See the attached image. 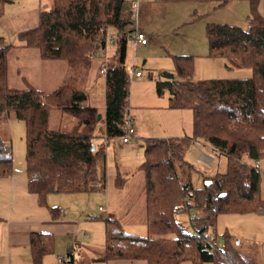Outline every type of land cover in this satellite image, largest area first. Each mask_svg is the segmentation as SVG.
<instances>
[{
  "label": "trees",
  "instance_id": "obj_1",
  "mask_svg": "<svg viewBox=\"0 0 264 264\" xmlns=\"http://www.w3.org/2000/svg\"><path fill=\"white\" fill-rule=\"evenodd\" d=\"M126 1L52 0L50 8L40 11L38 24L20 33L23 46L37 49L40 58L62 60L67 65L68 74L49 91L8 85L9 45L0 36V119L13 112L25 122L27 188L40 203L45 202L48 193H89L105 188V144L122 134L124 111L129 106L125 59L131 31L126 29L129 21L121 17ZM246 1L250 5L247 28L209 24L207 42L209 56L224 58L227 67L249 68L250 76L194 82L188 78L189 55L174 59L176 76L170 71L160 73L156 93L168 91L169 108L191 110L192 135L169 143L163 138L147 141L144 161L138 166L146 197V234L127 232L119 220L107 215L104 250L95 258L97 261L254 264L233 247L227 236L216 249H210L206 240L211 237L218 214L264 208L259 197L260 173L242 159L255 160L264 155V14L258 10L259 0ZM6 2L0 0V16ZM110 32L114 33L115 51L106 64L105 108L100 112L89 104L84 86L91 66L90 53L105 46V35ZM52 109L75 120L66 129L52 128ZM96 130L107 138L105 144L94 141ZM196 137L208 141L216 154L227 159L226 170L207 176L200 188L192 186L193 168L184 159L187 143ZM11 160V145L0 135V175L10 173ZM114 180L120 186L124 179L116 174ZM182 206L198 214L190 217L191 230L175 217ZM50 213L57 217L59 208L50 207ZM53 244L52 233L32 232L31 264H41Z\"/></svg>",
  "mask_w": 264,
  "mask_h": 264
},
{
  "label": "rangeland",
  "instance_id": "obj_2",
  "mask_svg": "<svg viewBox=\"0 0 264 264\" xmlns=\"http://www.w3.org/2000/svg\"><path fill=\"white\" fill-rule=\"evenodd\" d=\"M132 1L134 0H127L121 11V17L127 22ZM51 5L52 0H11L5 3L0 16V36L3 37L4 44L9 45L6 59L7 82L10 87L31 86L49 91L58 86L56 82L61 77L58 64L40 58L37 49L23 46L24 42L20 39V33L38 24L40 11L50 8ZM258 10L264 13V0H259ZM249 11L250 5L246 0H226L223 4L217 1L139 0L138 24L147 34L148 41L145 45L137 46L128 41L125 66L129 75V104L135 116V125L144 135L133 138L129 143L112 138L105 144V135H101L100 130L95 131L96 137L100 138L95 142L105 144L103 190L89 193H48L45 202L40 203L36 195L27 188L25 122L13 112L0 119V135L12 148L10 173L0 175V264H31L29 247L18 248L16 245L20 244H12L6 221L8 225L10 222L14 224L19 232L32 227L34 220H55L50 213L52 206L58 207L65 214V220L71 227L64 232L59 231L62 227H56L57 231L53 232V248L43 255L41 264H71L55 259L54 254H64L74 247L83 255V259H77L74 264H145L143 260L126 259H115V262L109 260V263H105L93 260L92 257L104 250L106 209L111 212L114 210L113 216L127 232L146 234V197L142 186L143 174L138 166L144 161L147 141L164 138L169 143L176 142L181 136L192 135L191 110L169 108L168 92L165 90L161 95L157 94L155 82L162 71L173 72L176 76L174 59L179 55L191 57L188 78L194 82L209 78L250 76L249 68L227 67L224 58L209 56L207 42L209 24L247 28L246 18ZM126 29L130 30L129 23ZM114 51L115 46L109 43L104 54L107 58L110 57L107 60L112 59ZM92 52L96 53H93L94 58H90L91 66L84 91L88 94L89 104L102 112L105 108V83L104 74L99 72V65L104 58L103 53L100 56L101 53ZM57 61L62 63V74L64 72L66 76L67 65L62 60ZM132 62L141 70L140 77L131 75ZM74 120L73 116L60 114L59 110L52 109L49 125L52 128L66 129ZM192 139L205 141L198 137ZM184 159L192 165L190 180L194 188H200L204 179H208L207 176L226 170L227 159L224 155L216 154L207 146L198 148L192 142L187 143ZM242 159L252 162L245 157ZM259 161L262 169L259 197L264 201V155ZM116 174L118 178L126 181L121 192L112 190V186L116 188L112 183ZM197 216L196 211L188 212L183 206L175 215L188 230H191L190 217ZM141 219L144 221L141 222ZM210 233L217 238L218 246L222 245L224 237L227 236L238 252L249 256L254 264H264V208L243 213H220ZM85 234L88 235L87 238L84 237ZM182 264L190 262L184 261Z\"/></svg>",
  "mask_w": 264,
  "mask_h": 264
},
{
  "label": "built area",
  "instance_id": "obj_3",
  "mask_svg": "<svg viewBox=\"0 0 264 264\" xmlns=\"http://www.w3.org/2000/svg\"><path fill=\"white\" fill-rule=\"evenodd\" d=\"M138 11H139V0H134L131 2V6L129 9V24H130V41L133 42L134 46H137L139 44L141 45H145L147 44V36L146 34L139 28V24H138ZM113 37H114V33H107L105 35V46L101 49H99L97 52L101 53L100 56L103 53V61L100 63L99 65V72L104 74L106 71V64H107V56H104L105 54V50L106 47L109 43H113ZM96 52H92L90 54L91 58H94V54ZM131 75H133L134 77H140L142 75V72L140 69H137L136 66L133 64V62L131 63ZM122 128V134L120 136H118V138L121 140V142L123 143H128L129 141H131V139H133L136 136V126H135V116L132 113L131 109L129 107H127L124 111V123L121 126ZM106 138V137H105ZM191 142L198 148L200 147H205L207 146L208 148H210L211 151H213V147L212 145L208 142V141H198L196 139H191ZM201 151V149H200ZM214 152V151H213ZM246 162V161H244ZM248 166H250L251 168H253L254 170L258 171L260 173V171H262L261 167H260V161L259 159H255L252 160L251 163L246 162ZM100 209H102L100 207ZM207 240V244L209 245L210 249H216L218 247V241L217 238L215 237H209L206 239ZM77 249L74 247L72 250L67 251L64 254H59L57 255V259H59L60 261H69L70 259L73 261L75 258V254H76Z\"/></svg>",
  "mask_w": 264,
  "mask_h": 264
},
{
  "label": "crops",
  "instance_id": "obj_4",
  "mask_svg": "<svg viewBox=\"0 0 264 264\" xmlns=\"http://www.w3.org/2000/svg\"><path fill=\"white\" fill-rule=\"evenodd\" d=\"M11 0H7V2L6 3H9ZM260 12V11H259ZM261 13V12H260ZM261 14H264V13H261ZM144 33H145V31L143 30V29H141ZM146 34V33H145ZM146 36H147V34H146ZM148 37V36H147ZM50 63H54V64H58V67L61 69V71H60V73H61V77H60V79H59V81H57L56 82V84L58 85L59 83H60V81L61 80H63V78L65 77L64 76V72H63V74H62V63H59L57 60H48ZM64 70H65V65H64ZM18 74V73H17ZM56 85V86H57ZM55 88V87H54ZM54 88H51V89H54ZM41 89H43V88H41ZM165 91V90H164ZM167 91V90H166ZM168 92V91H167ZM167 105H168V101H167ZM129 108L131 109L132 107H130V104H129ZM172 109H175V108H172ZM179 109V108H178ZM132 111V110H131ZM103 112V111H102ZM133 113V112H132ZM62 117V115H60V118ZM136 126V125H135ZM140 129V128H139ZM138 129V127L136 126V136L134 137V139H137V138H139V137H143V132H142V130L140 129L139 130ZM186 136V135H185ZM100 137V136H99ZM179 137V136H178ZM181 137H183V136H181ZM180 137V138H181ZM168 138H170V137H168ZM100 138H95L94 139V141L96 140V141H98ZM105 139H107V138H105ZM117 139H118V137H117ZM158 139V138H157ZM164 139V138H163ZM119 141H120V139H118ZM132 140V139H131ZM167 140V139H166ZM129 142H131V141H129ZM128 142V143H129ZM108 143V142H107ZM106 143V144H107ZM123 143V142H122ZM116 168V167H115ZM118 171V170H117ZM112 183H114L115 184V180L112 182ZM125 183H126V181H125V179L123 180V181H121V184H120V186H116V184H115V186H116V188L115 187H113L112 186V190H119L120 192L123 190V188H124V186H125ZM113 191V192H114ZM31 193V192H30ZM33 194V193H32ZM106 211V213H107V215H111L112 217H115V216H113V213H114V210H113V212H111V210L110 209H106L105 210ZM55 218V220L53 219L52 221H47V220H34L33 222H35V224L32 226V227H30V228H28V229H21L19 232L16 230V227H15V225L14 224H12L11 222L9 223V225L7 224V221H6V225H7V227H8V237H10L11 238V240H12V244L14 243V244H20V245H16L18 248H20V247H26V246H28L29 247V237H30V234L32 233V232H47V233H52L53 234V232L55 233V231H57V230H55L56 229V227H62V228H59L60 230L59 231H63L64 232V230L65 229H69L70 227H71V224H69L65 219H66V217H65V214L61 211L60 213H59V215L57 216V217H54ZM144 220H142L141 219V222H143ZM143 224V223H142ZM141 227V226H140ZM130 232H132V231H130ZM16 237H18V239H16ZM85 238H87L88 237V235L87 234H85V236H84ZM77 245V244H76ZM76 248V247H75ZM77 249V248H76ZM81 252L77 249V251H76V254H75V258H74V260L71 262L70 261V263L71 264H74L75 262H77V259L78 260H80L81 258L83 259V255H81L80 254ZM97 257V255L95 256V257H92V259L93 260H96L95 258ZM54 258L55 259H57V254H54ZM57 260H59V259H57ZM97 261V260H96ZM113 261V260H112ZM118 261V260H117ZM65 262H69V261H65ZM99 262V261H98ZM113 262H115V261H113ZM142 262V261H141ZM105 263H109L108 261H106Z\"/></svg>",
  "mask_w": 264,
  "mask_h": 264
},
{
  "label": "water",
  "instance_id": "obj_5",
  "mask_svg": "<svg viewBox=\"0 0 264 264\" xmlns=\"http://www.w3.org/2000/svg\"><path fill=\"white\" fill-rule=\"evenodd\" d=\"M100 116H101V115H100V113H98V114H97V119H99V118H100ZM207 183H208V184H210V183H211V181H210V180H208V181H207ZM221 194H222V193H221Z\"/></svg>",
  "mask_w": 264,
  "mask_h": 264
}]
</instances>
